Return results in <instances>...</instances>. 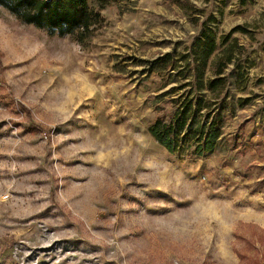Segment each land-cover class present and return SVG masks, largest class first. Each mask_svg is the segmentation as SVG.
Segmentation results:
<instances>
[{"label": "rangeland", "instance_id": "obj_1", "mask_svg": "<svg viewBox=\"0 0 264 264\" xmlns=\"http://www.w3.org/2000/svg\"><path fill=\"white\" fill-rule=\"evenodd\" d=\"M98 13L58 35L0 5V264H264V0ZM201 20L215 39L203 75L233 54L211 95L218 135L168 151L148 126L186 88L162 93L175 70L146 68L165 51L189 61Z\"/></svg>", "mask_w": 264, "mask_h": 264}, {"label": "trees", "instance_id": "obj_2", "mask_svg": "<svg viewBox=\"0 0 264 264\" xmlns=\"http://www.w3.org/2000/svg\"><path fill=\"white\" fill-rule=\"evenodd\" d=\"M111 1L118 0H0V5L25 23L63 35L95 23L99 19L98 8ZM235 29L247 31L242 25H236L231 30ZM225 41V36H222L221 42ZM232 43L235 44L231 41L228 45ZM214 48L215 39L211 28L201 20L198 33L190 44L189 61L184 59L187 54H180L184 63L176 64L177 58L174 60L169 51L148 61V71L169 74L175 70L177 78L180 79L162 93L186 88L175 98L170 97L171 104L168 109L160 111L148 126L150 135L168 151L174 150L175 142H186V136L190 134L185 144L188 152L201 154L211 148L218 135L221 108L214 104L211 95L220 92L219 89L224 84L223 69L233 54L226 51L217 56L210 65V73L203 75L206 60ZM171 69L173 70L170 71ZM177 97L179 98L176 99ZM244 102L245 100L239 99L240 104ZM200 108L205 110L200 111Z\"/></svg>", "mask_w": 264, "mask_h": 264}]
</instances>
